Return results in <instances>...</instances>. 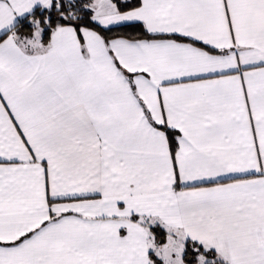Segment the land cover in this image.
<instances>
[{"label":"snow or ice","instance_id":"6c2138e0","mask_svg":"<svg viewBox=\"0 0 264 264\" xmlns=\"http://www.w3.org/2000/svg\"><path fill=\"white\" fill-rule=\"evenodd\" d=\"M0 264H264V0H0Z\"/></svg>","mask_w":264,"mask_h":264}]
</instances>
